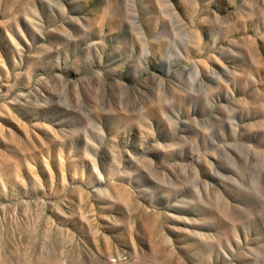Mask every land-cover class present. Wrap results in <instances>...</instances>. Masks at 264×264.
Returning <instances> with one entry per match:
<instances>
[{"label":"rangeland","instance_id":"1","mask_svg":"<svg viewBox=\"0 0 264 264\" xmlns=\"http://www.w3.org/2000/svg\"><path fill=\"white\" fill-rule=\"evenodd\" d=\"M0 264H264V0H0Z\"/></svg>","mask_w":264,"mask_h":264}]
</instances>
